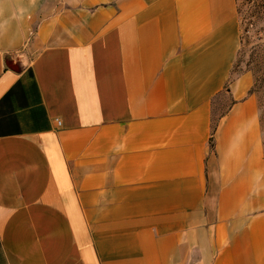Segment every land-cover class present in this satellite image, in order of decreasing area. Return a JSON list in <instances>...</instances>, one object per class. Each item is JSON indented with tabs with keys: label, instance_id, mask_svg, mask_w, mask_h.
I'll return each instance as SVG.
<instances>
[{
	"label": "crops",
	"instance_id": "obj_1",
	"mask_svg": "<svg viewBox=\"0 0 264 264\" xmlns=\"http://www.w3.org/2000/svg\"><path fill=\"white\" fill-rule=\"evenodd\" d=\"M237 9L0 0V264H264Z\"/></svg>",
	"mask_w": 264,
	"mask_h": 264
},
{
	"label": "rangeland",
	"instance_id": "obj_2",
	"mask_svg": "<svg viewBox=\"0 0 264 264\" xmlns=\"http://www.w3.org/2000/svg\"><path fill=\"white\" fill-rule=\"evenodd\" d=\"M239 44L233 72L252 76L251 91L264 122V0H238Z\"/></svg>",
	"mask_w": 264,
	"mask_h": 264
},
{
	"label": "built area",
	"instance_id": "obj_3",
	"mask_svg": "<svg viewBox=\"0 0 264 264\" xmlns=\"http://www.w3.org/2000/svg\"><path fill=\"white\" fill-rule=\"evenodd\" d=\"M59 123V121H57Z\"/></svg>",
	"mask_w": 264,
	"mask_h": 264
}]
</instances>
